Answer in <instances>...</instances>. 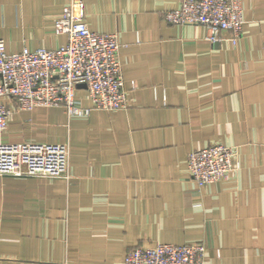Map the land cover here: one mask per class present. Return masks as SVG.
Instances as JSON below:
<instances>
[{
	"label": "crops",
	"instance_id": "0c3cea01",
	"mask_svg": "<svg viewBox=\"0 0 264 264\" xmlns=\"http://www.w3.org/2000/svg\"><path fill=\"white\" fill-rule=\"evenodd\" d=\"M83 1L89 29L117 35L129 106L14 108L0 139L68 143L69 173L0 175V264H124L159 243H202L206 264H264V0H241L236 44L168 23L181 0ZM69 2L0 0L7 52L65 45L55 23ZM213 143L236 147L239 169L199 187L187 157Z\"/></svg>",
	"mask_w": 264,
	"mask_h": 264
},
{
	"label": "built area",
	"instance_id": "2783aa9c",
	"mask_svg": "<svg viewBox=\"0 0 264 264\" xmlns=\"http://www.w3.org/2000/svg\"><path fill=\"white\" fill-rule=\"evenodd\" d=\"M164 19L175 25L203 26L205 39L212 44L224 40L236 44L245 24L241 0H181L178 8L164 13ZM55 33L67 37V43L56 49L8 53L0 39V137L14 108L29 113L39 107H61L71 117L129 106L117 35L89 29L83 0H70L55 23ZM80 91L86 93V105ZM69 154L68 143L0 139V175L68 177ZM186 164L199 187L227 181L239 169L237 148L213 143L192 150ZM206 255L202 243H159L130 250L124 264H206Z\"/></svg>",
	"mask_w": 264,
	"mask_h": 264
}]
</instances>
